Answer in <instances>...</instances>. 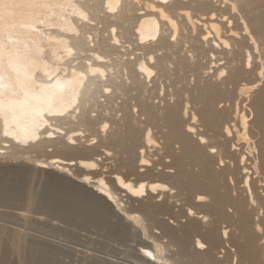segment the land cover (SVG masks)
I'll use <instances>...</instances> for the list:
<instances>
[{
	"label": "bare ground",
	"instance_id": "bare-ground-1",
	"mask_svg": "<svg viewBox=\"0 0 264 264\" xmlns=\"http://www.w3.org/2000/svg\"><path fill=\"white\" fill-rule=\"evenodd\" d=\"M16 160L0 264L33 222L68 241L29 264H264V0H0Z\"/></svg>",
	"mask_w": 264,
	"mask_h": 264
},
{
	"label": "rangeland",
	"instance_id": "rangeland-1",
	"mask_svg": "<svg viewBox=\"0 0 264 264\" xmlns=\"http://www.w3.org/2000/svg\"><path fill=\"white\" fill-rule=\"evenodd\" d=\"M245 95H247V93ZM252 96H251V98H252ZM232 99L233 98H231V100ZM247 99H248V97H246L244 100L241 101V99L239 97H237L236 99H233L232 100V103L234 102L232 104L233 105V109L232 110H234V115L236 114V111H235V108H234L235 107V103H239L243 107L244 105H247L248 104L247 103L248 100H250V99H248V100ZM225 103H226V105H229L231 103V101L230 102L225 101ZM232 115H233V113H232ZM229 118H232V117L229 116ZM87 143H89V142H85L84 144H87ZM48 149H51V148H48ZM107 162L109 163V161H107ZM107 162H103V163H105L104 165H105V168L106 169H108L106 166H108V165L110 166V164H108ZM23 163H24L23 161L16 160V162L13 163V168H12V166L11 167H6V166L3 167V169L0 171V175L9 176V175H13L15 173H19L20 170H19L18 167L21 166ZM24 172L27 173L25 175L26 178H27V181H29L33 185H39L40 184V182H41L40 179L43 178V176H42L41 173H38L37 172V174H32L33 171H28V170H24ZM28 189H29L28 187L25 188V189H23V192H27ZM18 217H20V220L21 221H24L23 218L26 217V214L25 213H21V214H19ZM36 225H38V224L36 222H33V223H30L29 224L28 228L26 227L27 228V231L29 232V234H27V235L26 234L20 235V234L14 233L15 236H17V238H18L17 240L22 239V242H17V244L20 246V249L18 251L19 253H17L15 251V245L14 244H10V245L7 244L6 245V247H9L8 250L10 251V254H11L10 255V258H9V261L10 262H13V264H29V262H26L25 257H24V255L27 256L28 254L33 255L32 258H36V259H39V258H42L43 259L45 257H48V254L47 253H48L49 249L47 248L46 241H45L47 239H48V244L51 247H56V248L60 249L64 245H67V242L66 241H68V240H66V237L64 235L66 232H64V231L63 232H55L54 231V234H52L53 232L50 233V231H49L50 228L45 226L46 229H47V233L49 234V235H45L42 232H39V231H42V230H41V228H39ZM157 230L158 229H155L154 231H157ZM58 233H62L64 235V236H62L63 238H61L60 235L59 236L56 235ZM31 234L35 235V238L34 239H29L30 237L33 236ZM49 236H51L52 239H50ZM12 237H13V234H8V233L5 234V233H3V232L0 231V244H3L5 242H7ZM69 239H70V241H72V237L69 238ZM53 240H54V242H53ZM26 242L27 243L33 242V243L37 244L38 247L35 248V249H33L32 251H28L26 249L27 246L26 247L24 246ZM113 255L115 256V261L119 262V263H116V264H120V263H123V264L136 263V261H134L135 258L128 251H126V250L120 249V250L117 251V253H115ZM82 261H83V263H82ZM76 262H77V264H88L87 263L88 262V259H82V260L78 259V260H74V264Z\"/></svg>",
	"mask_w": 264,
	"mask_h": 264
},
{
	"label": "snow or ice",
	"instance_id": "snow-or-ice-1",
	"mask_svg": "<svg viewBox=\"0 0 264 264\" xmlns=\"http://www.w3.org/2000/svg\"><path fill=\"white\" fill-rule=\"evenodd\" d=\"M221 75H223V73H221Z\"/></svg>",
	"mask_w": 264,
	"mask_h": 264
}]
</instances>
